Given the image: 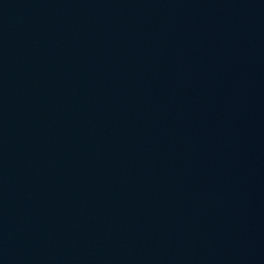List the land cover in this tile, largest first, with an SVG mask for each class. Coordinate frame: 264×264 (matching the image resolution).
<instances>
[{
	"label": "water",
	"instance_id": "95a60500",
	"mask_svg": "<svg viewBox=\"0 0 264 264\" xmlns=\"http://www.w3.org/2000/svg\"><path fill=\"white\" fill-rule=\"evenodd\" d=\"M0 264H264V0H0Z\"/></svg>",
	"mask_w": 264,
	"mask_h": 264
}]
</instances>
